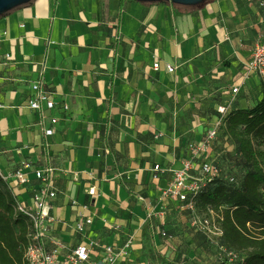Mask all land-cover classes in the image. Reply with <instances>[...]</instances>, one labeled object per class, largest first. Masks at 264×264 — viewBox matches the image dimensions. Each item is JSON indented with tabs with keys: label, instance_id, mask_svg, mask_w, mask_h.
<instances>
[{
	"label": "crops",
	"instance_id": "crops-1",
	"mask_svg": "<svg viewBox=\"0 0 264 264\" xmlns=\"http://www.w3.org/2000/svg\"><path fill=\"white\" fill-rule=\"evenodd\" d=\"M259 5L264 0H209L196 7L32 0L3 16L0 167L7 172L29 160L55 169L59 194L52 215L58 221L49 249L51 237L70 247L92 241L121 247L133 236L132 264H170L174 248L158 230L182 240L187 221L176 202L159 199L191 145L217 121L218 107L231 99L235 109L255 106L258 76L235 98L231 89L243 84L244 67L263 41ZM6 54L13 60L4 63ZM37 82L56 103L48 113L59 119L50 138L44 135L50 123L40 124L28 108ZM156 165L162 168L157 178ZM91 187L94 196L87 193ZM75 201L89 205L94 219L83 235L72 228ZM163 205L165 221L149 220V212ZM196 252L191 259L201 260Z\"/></svg>",
	"mask_w": 264,
	"mask_h": 264
},
{
	"label": "built area",
	"instance_id": "built-area-1",
	"mask_svg": "<svg viewBox=\"0 0 264 264\" xmlns=\"http://www.w3.org/2000/svg\"><path fill=\"white\" fill-rule=\"evenodd\" d=\"M7 35V32L4 33ZM13 60L11 54L3 57L4 63ZM159 69V63L154 65ZM170 73L175 72V68L169 66ZM244 80L242 85L232 88V96L237 97L243 86L252 76H258L264 82V41L258 43L253 50L251 59L244 67ZM32 96L28 99V108L39 115L40 124L45 121L50 123V127H44V135L50 138L54 135V127L59 119L48 113L56 108L52 94L44 88L41 83L32 84ZM234 100L218 107L220 116L217 121L206 132L203 140L199 144L191 145V154L185 160L183 169L172 172V179L169 187L163 192L159 201L176 202L181 212L187 213L186 227L196 233H202L221 252V257L229 264L237 263L241 257L233 250L226 249L221 245L223 230L219 217L214 211L208 210V214H200L197 210L196 197L201 188L212 183L219 177L221 171L216 168L214 160L211 158L213 145L217 140L218 132L223 124L227 112L231 109ZM5 108L0 102V110ZM65 105L63 110H68ZM155 178L162 172L160 165L154 168ZM33 176V177H32ZM0 178L9 185L15 199V212L24 216L30 223L29 242L25 249V260L27 264H124L131 260V250L133 247V236H130L121 247L100 245L98 242L83 243L77 247H70L67 243L57 237H51L50 242L53 249L48 248V239L53 230L57 217L52 215V204L59 194V189L54 184L55 169L53 167H38L29 160L21 162L17 168L5 171L0 167ZM233 182V179H230ZM88 195H96L95 187L87 190ZM26 196V199L23 197ZM75 211L73 230L78 234H84L87 228L93 225L94 219L87 215L89 205L73 203ZM168 214L167 207L163 205L158 212L151 211L148 219L157 217L162 222ZM157 236L164 240L168 246L174 250L175 237L167 229H159ZM99 251V252H98ZM63 256V259H61ZM218 259V256H217Z\"/></svg>",
	"mask_w": 264,
	"mask_h": 264
},
{
	"label": "trees",
	"instance_id": "trees-1",
	"mask_svg": "<svg viewBox=\"0 0 264 264\" xmlns=\"http://www.w3.org/2000/svg\"><path fill=\"white\" fill-rule=\"evenodd\" d=\"M259 7L264 12V7ZM258 91L260 99L253 108L235 109L234 105L227 112L211 152L221 173L196 197L200 214H208L210 209L219 217L221 245L241 257L235 264H264V82ZM214 115L220 116L217 110ZM185 229L187 235L182 240L178 234L173 235L176 250L168 259L170 264H229L205 235ZM29 233V221L15 212L12 190L0 178V264H27L24 255ZM183 244L189 250H183ZM192 251H197V257L203 255L202 259H191Z\"/></svg>",
	"mask_w": 264,
	"mask_h": 264
},
{
	"label": "water",
	"instance_id": "water-1",
	"mask_svg": "<svg viewBox=\"0 0 264 264\" xmlns=\"http://www.w3.org/2000/svg\"><path fill=\"white\" fill-rule=\"evenodd\" d=\"M32 0H0V16H4L6 13L26 4H29ZM143 3H160L171 2L180 6H198L209 0H132Z\"/></svg>",
	"mask_w": 264,
	"mask_h": 264
},
{
	"label": "rangeland",
	"instance_id": "rangeland-1",
	"mask_svg": "<svg viewBox=\"0 0 264 264\" xmlns=\"http://www.w3.org/2000/svg\"><path fill=\"white\" fill-rule=\"evenodd\" d=\"M3 18V16H0V20ZM260 82H261V80H260ZM260 85V84H259ZM260 92L259 91H257V93L255 94V97H254V102H257L259 99H260ZM230 150H231V148H229ZM235 264V263H234Z\"/></svg>",
	"mask_w": 264,
	"mask_h": 264
}]
</instances>
